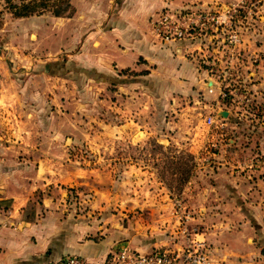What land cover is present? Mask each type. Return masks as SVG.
Wrapping results in <instances>:
<instances>
[{
  "label": "rangeland",
  "instance_id": "1",
  "mask_svg": "<svg viewBox=\"0 0 264 264\" xmlns=\"http://www.w3.org/2000/svg\"><path fill=\"white\" fill-rule=\"evenodd\" d=\"M186 1L175 11L212 13L215 21L207 36L190 41L200 47L195 59L206 75L204 89L187 100L171 101L174 108L169 109L160 95L114 96L123 85L145 90L134 72L80 68L78 56L86 44L80 34L86 28L80 0H71L59 17L46 12L29 18H15L10 3L0 0V96L40 97L38 156L42 159L47 151L42 128L49 123L56 142L49 151L59 160L58 183L50 191L63 189L77 198L75 188L60 183L68 162L85 173L110 175L123 202L166 190L180 219L194 224L201 206L211 200L206 190L215 185L213 176L223 168L219 164H230L223 169L228 174L255 170L245 167L249 161L262 162L264 168V90L250 76L261 58L244 47L264 32V0H214L200 9ZM70 24L78 36L70 35ZM207 88L214 89L211 95ZM220 91L229 99H220ZM23 104V111L31 107ZM129 119L132 131H126ZM118 127L125 131L113 132Z\"/></svg>",
  "mask_w": 264,
  "mask_h": 264
},
{
  "label": "crops",
  "instance_id": "2",
  "mask_svg": "<svg viewBox=\"0 0 264 264\" xmlns=\"http://www.w3.org/2000/svg\"><path fill=\"white\" fill-rule=\"evenodd\" d=\"M80 1L85 4L80 11L86 21V28L80 32L86 36L78 56L80 68L131 71L145 86V90L138 91L123 85L114 96L160 95L173 109L171 101L187 100L204 89L206 75L195 59L199 45L190 41L163 42L153 29L161 12L185 7L188 1ZM214 3L192 0L189 7L200 9ZM70 25V35L78 36ZM255 37L257 42L245 41L244 47L247 53L261 58L260 66L250 76L259 90H264V32ZM31 95L0 96V264H47L67 256L81 257L89 264H106L121 244L151 254L180 250L195 240L209 246L207 264H264L262 162L244 163L255 169L244 174L223 173L230 164H219L223 168L213 176L215 185L206 190L211 200L201 206L194 224L180 219L166 190L123 202L119 199L120 188L110 175L85 173L65 162V179L60 183L76 189L74 200V194L63 189L50 191V186L58 183L59 160L49 151L56 144L55 129L49 123L42 128L47 134L43 146L47 151L41 159L37 136L41 131L37 110L40 97ZM23 102L31 106L27 111H23ZM14 105L17 111H13ZM185 110L181 109V116ZM133 122L129 119L126 131L133 130ZM120 130L124 132L125 128L113 132ZM28 152L31 155L25 156ZM37 194L42 198L37 199Z\"/></svg>",
  "mask_w": 264,
  "mask_h": 264
},
{
  "label": "built area",
  "instance_id": "3",
  "mask_svg": "<svg viewBox=\"0 0 264 264\" xmlns=\"http://www.w3.org/2000/svg\"><path fill=\"white\" fill-rule=\"evenodd\" d=\"M213 21L215 16L212 13L167 9L153 22V29L163 42L197 41L211 32L209 25ZM209 90L214 91L213 88ZM219 98L227 100L229 96L220 91ZM209 121L211 124L215 122L212 119ZM209 257V246L204 241L195 240L180 250L156 251L151 254H142L132 250L127 244H121L106 264H207ZM47 264L89 263L78 256H67Z\"/></svg>",
  "mask_w": 264,
  "mask_h": 264
},
{
  "label": "trees",
  "instance_id": "4",
  "mask_svg": "<svg viewBox=\"0 0 264 264\" xmlns=\"http://www.w3.org/2000/svg\"><path fill=\"white\" fill-rule=\"evenodd\" d=\"M15 1L18 0H7L13 11V16L15 18H28L34 15H42L46 12H51L59 17L70 6L71 0H55L54 3H49L48 1L50 0H19V4L14 3Z\"/></svg>",
  "mask_w": 264,
  "mask_h": 264
},
{
  "label": "water",
  "instance_id": "5",
  "mask_svg": "<svg viewBox=\"0 0 264 264\" xmlns=\"http://www.w3.org/2000/svg\"><path fill=\"white\" fill-rule=\"evenodd\" d=\"M225 114V113H224ZM226 115V114H225ZM224 116V115H223Z\"/></svg>",
  "mask_w": 264,
  "mask_h": 264
}]
</instances>
